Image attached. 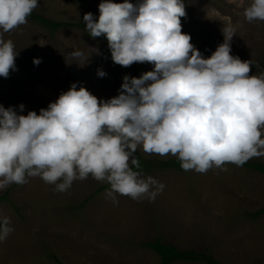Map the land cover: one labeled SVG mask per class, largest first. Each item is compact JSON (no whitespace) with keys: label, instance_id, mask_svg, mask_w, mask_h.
Returning a JSON list of instances; mask_svg holds the SVG:
<instances>
[{"label":"rangeland","instance_id":"1","mask_svg":"<svg viewBox=\"0 0 264 264\" xmlns=\"http://www.w3.org/2000/svg\"><path fill=\"white\" fill-rule=\"evenodd\" d=\"M100 0H39L33 11L55 22L84 23L83 16L99 15ZM182 31L207 58L223 42L222 29L232 24L236 35L231 54L252 60L250 75L264 73V21L249 22L244 10L250 0H183ZM19 55L17 70L0 77V104L22 114L39 113L73 82L100 99L118 95L127 75L112 61L105 37L92 38L86 29L64 25L55 31L27 18V23L3 33ZM79 50L83 57L72 52ZM34 58H41L35 65ZM134 76L152 70L151 63L134 62ZM107 75L99 77L97 70ZM27 93L32 98L27 96ZM148 160L172 155L147 154ZM250 161L264 164V156ZM223 169H153L142 174L164 185L154 199L106 195L107 182L91 176L75 180L64 191L39 176L0 190V216L11 220L13 231L0 242V264H159V255L145 244L161 238L180 250L207 252L224 264H264V174L234 163ZM103 188V189H102ZM155 191V187H153ZM171 264H206L174 261Z\"/></svg>","mask_w":264,"mask_h":264},{"label":"clouds","instance_id":"2","mask_svg":"<svg viewBox=\"0 0 264 264\" xmlns=\"http://www.w3.org/2000/svg\"><path fill=\"white\" fill-rule=\"evenodd\" d=\"M38 6L0 0V77L17 70L19 55L3 33L26 24ZM98 9V17L84 14L86 32L106 38L115 64L147 62L152 70L125 75L108 99L73 82L39 113L0 104V190L39 176L64 192L91 176L110 185L114 203L116 194L154 199L164 185L142 174L138 148L175 156L184 170L200 173L264 156V73L250 75L254 61L231 54L236 26L222 29L223 42L205 58L182 31L183 0H100ZM244 16L264 21V0H250ZM13 230L0 216V242Z\"/></svg>","mask_w":264,"mask_h":264},{"label":"trees","instance_id":"3","mask_svg":"<svg viewBox=\"0 0 264 264\" xmlns=\"http://www.w3.org/2000/svg\"><path fill=\"white\" fill-rule=\"evenodd\" d=\"M28 19L38 22L44 27L48 28L50 31H55L64 25L75 26L79 28H85L84 23H66V22H55L49 18H46L40 14L32 12ZM127 75L134 76V70L132 65L125 67ZM29 98H32L30 94L27 93ZM42 108H46L48 105L38 103ZM135 157L139 160L140 170L142 172L149 173L153 169H180L181 163L177 157L168 160H148L142 157L138 151L135 153ZM244 167L250 168L255 171H259L264 174V164L257 161H246L243 165ZM110 187L109 184L105 185L103 188ZM102 188V189H103ZM264 212L262 209L260 212L254 214L258 216ZM147 247L153 249L160 257L159 264H171L174 261H192V262H204L206 264H224L216 260L211 254L207 252H198L195 250H180L172 244L164 243L161 238H157L154 241L147 242L145 244Z\"/></svg>","mask_w":264,"mask_h":264}]
</instances>
